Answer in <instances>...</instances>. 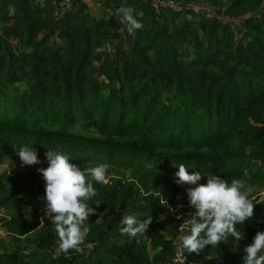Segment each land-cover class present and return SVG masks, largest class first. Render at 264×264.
<instances>
[{
	"label": "trees",
	"instance_id": "1",
	"mask_svg": "<svg viewBox=\"0 0 264 264\" xmlns=\"http://www.w3.org/2000/svg\"><path fill=\"white\" fill-rule=\"evenodd\" d=\"M61 1L44 0V5H38L37 0H0V157H16L20 147L32 146L41 161L26 166L27 175L0 174V207L21 212L30 207L43 209L45 182L36 172L48 167L45 153L60 152L81 167L102 165L99 155L85 157L87 146L116 150V156L136 151L150 152L164 162H203L209 165L207 170L212 165L219 170L228 183L247 170L251 176L247 183L259 180L264 184V173L249 169V158H264V19H247L243 38L234 41L229 27L207 21L193 10L178 14L167 9L163 13L173 22L166 17L161 24L154 20L151 0H108L113 10L122 4L135 10L143 28L129 35L116 15L93 19L82 0H75L76 5L57 20L55 9ZM232 4L230 12L236 13L246 2L232 0ZM205 25L204 39L200 29ZM120 30L127 39L119 35ZM40 34H44L42 39ZM56 36L59 41H53ZM119 36L120 44L129 48L121 46L116 54L99 51L110 38ZM10 40H17L19 46L13 47ZM150 47L154 50L151 58ZM181 47L198 60L197 71L180 61L176 50ZM250 62L254 63L247 67ZM217 65L218 74L211 71ZM17 81H27L28 90L13 87ZM92 129L120 139L84 135ZM129 133L138 134L128 138ZM233 140L242 145L241 152L234 153L233 147L225 145ZM149 175L139 179L142 188L148 194H167L166 185H147ZM94 187L97 196L87 201L89 207L98 212L117 207L123 211L102 224L95 216L89 218L84 245H95L89 257L73 254L68 260H54L47 252L58 240L54 224L49 222L48 228L27 236L34 229L19 214L0 220L13 234L12 242L0 243L5 250L0 253V264H175V248L162 236L165 224L156 223L162 213L160 199L151 194L141 197L123 179L94 183ZM168 201L176 204V194ZM125 212L141 221L151 216L146 237H138L139 243L119 232ZM260 212L254 209L253 217ZM261 214L256 221L236 226L244 240L237 242L229 236L217 248L208 246L198 254L185 250L188 262L244 264L243 248L257 232H264Z\"/></svg>",
	"mask_w": 264,
	"mask_h": 264
},
{
	"label": "clouds",
	"instance_id": "2",
	"mask_svg": "<svg viewBox=\"0 0 264 264\" xmlns=\"http://www.w3.org/2000/svg\"><path fill=\"white\" fill-rule=\"evenodd\" d=\"M134 11L126 4L116 10L120 23L126 25L129 35H134L136 30L143 28V24L135 18ZM13 87L25 92L29 86L27 81H17ZM17 155L21 167L41 163L32 146L20 147ZM45 157L48 167L37 169L45 182L44 215L55 225L59 238L57 253L68 254L70 250L78 249L84 243V237L90 231L87 222L95 209L89 207L87 201L97 196L94 183L104 185L109 182L108 166L86 165L82 171L60 152L48 150ZM9 162L11 164L10 160ZM177 168L174 182L179 186H190L186 189L187 199L189 207L195 210L187 213L188 218L181 224L182 231L187 229L186 234L179 238L181 250L198 254L208 246L217 248L226 243L229 236L234 237L237 242L244 240V234L238 231L236 226L243 225L253 217L254 201L261 204L249 195L251 188L247 182L251 176L248 171L245 170L241 178L232 179L230 184L217 175H208L206 184H198L202 179L200 172L194 171L190 174L183 164ZM5 170L9 175L11 169H8L7 164L0 167V171ZM160 203L169 207V211L175 214L176 209H172L164 197ZM176 218L181 219L180 216ZM151 223V216L141 221L125 212L120 220L119 232L121 235H127L129 239L146 237ZM86 246L92 247L91 244ZM243 252L244 264H264V232H257L252 243L243 248Z\"/></svg>",
	"mask_w": 264,
	"mask_h": 264
},
{
	"label": "rangeland",
	"instance_id": "3",
	"mask_svg": "<svg viewBox=\"0 0 264 264\" xmlns=\"http://www.w3.org/2000/svg\"><path fill=\"white\" fill-rule=\"evenodd\" d=\"M83 3L87 6V13L92 16L93 19L96 21L101 20L102 18H107L109 14L116 15V10H113L112 7H108V3L111 2L108 0H82ZM217 0H193L189 2H176L173 0H151L152 8L155 11L156 17L154 18L155 21L160 22L161 24L166 23V17L168 19V22L172 23L173 20L163 12L168 10L173 11L174 13L182 14L185 12H188L190 10H193L197 15L200 17L205 18L207 21L211 22H218L222 26H226L230 28V31L232 32L234 41H238L243 38L245 30L243 29L244 22L253 17H258L259 19H264L262 17V14L264 13V0H262V3L260 0H241L242 2H246V5H243V8H241L236 13L230 12L231 8H233L232 0H222L221 3H216ZM38 5H44V0H37ZM76 5L75 0H62L55 9V17L57 20H60L63 18L65 11L71 10L72 7ZM78 7V6H77ZM117 18L120 17L116 15ZM143 17V15L140 13L139 18ZM138 18V19H139ZM181 20L175 22V24L180 23ZM123 24V23H121ZM8 25H11L9 23ZM125 25V24H123ZM121 37L127 39L126 32L124 33L123 30H120L119 32ZM201 36H204V39L206 37V25L205 28L202 30L200 29ZM44 34H40V39L43 38ZM53 41H59V37H54ZM166 41V38L162 41L164 43ZM228 41V40H227ZM13 47L19 46V42L17 40H10ZM135 42V39L132 41ZM230 42V41H228ZM160 42H158L159 45ZM172 43V42H170ZM127 44V43H126ZM123 46V44H120V36L119 37H112L108 40V43L105 44L104 48L100 49L104 50L106 49L112 54H116L117 51L120 50V47ZM156 47V46H155ZM224 47V45H223ZM129 48L128 44L127 46H123L122 49ZM157 48V47H156ZM153 47L148 48V57H153L154 50H152ZM116 51V52H115ZM176 52L179 54L178 57L180 61L185 62L186 64H189V68L191 71H197L198 63L195 56L188 53V51L181 47L176 50ZM138 59V58H137ZM223 62L226 60L222 59ZM254 63V62H253ZM252 62L247 65V67H251L253 65ZM96 68L100 66V64H95ZM212 72H215L216 74L219 73L218 65L211 68ZM101 81H104L108 83L109 81L105 77L100 78ZM76 131L78 133L82 132L80 127L76 128ZM86 136H95L97 138H110V139H120V137L108 134L102 131H97L96 129H92L89 132H83ZM138 133H129L128 138H131L132 136L137 135ZM233 144L226 143L225 145H228L229 147H233V150H231L234 153L241 152V146L238 141L233 140ZM224 145V144H223ZM249 148V147H248ZM85 151V157L92 159L94 155H99L98 158L101 160L100 164L107 165V177H108V183L112 184L114 181L118 179H123L125 182H128L129 184H133L134 189H138V192L141 194V197H146L147 195L151 194L155 199H160L164 197L168 205L172 209H176L175 214L173 212L169 211V207L162 206V213H159V217L156 223H164L165 225L161 227L164 231V235H162L165 239V241H170L172 245L175 248V256L177 257L178 254H181L183 259H185L186 264H197L194 261L188 262V258L185 256V250H181L180 248V237L184 234H186L187 229L181 230V224L186 220L187 213L195 211L194 209L189 207V202L187 199V193L186 189L190 186L184 185L179 186L176 184L175 181V173L178 171V166L183 164L191 174L194 171L200 172L202 179L198 182V184H206L208 180V175H217L222 178V174L219 172V170H215L213 168V165L210 166V169L207 170L208 166L207 164L203 162H183L181 159H178L176 162H164L160 157L150 156V152L146 153H140V152H121L122 155L116 156V150H107L103 148H99L97 146H87L86 148H83ZM250 149V148H249ZM204 150V149H203ZM165 151L171 152L173 151L172 148H165ZM206 151V150H205ZM100 152V153H97ZM172 154L174 152H171ZM0 167H3L7 164L8 169L10 171L9 176L13 177L18 173H23L24 175H27L30 171L26 168V166L21 167V161L19 156L11 155L9 157H0ZM250 160V167L251 171H262L264 173V158H249ZM11 161V164L9 162ZM91 161V160H90ZM92 162V161H91ZM76 166H78L82 171L85 168L84 166H80V164L75 163ZM12 167V168H11ZM254 167V168H253ZM8 174V171H0V174ZM38 177L43 180L42 176L39 172H36ZM149 175V183L147 184L149 187L153 188V186L158 187H165L167 186V194H161L156 193L155 191H152L151 193H147L146 189L142 188V184H140V180L143 177L146 178V176ZM223 179V178H222ZM258 181V182H256ZM252 181L248 183V186L251 188L250 197H254L257 200L261 202L255 203L254 209H262L264 212V184L260 182L259 180ZM231 183V182H230ZM229 183V184H230ZM194 187V186H191ZM176 192V193H175ZM173 194H176L177 203L173 206L168 201V198L171 197ZM45 193L41 196V200L44 201ZM145 205V204H144ZM44 209L35 210L34 207H30L26 209L25 211H11L9 207L2 206L0 207V220L8 221L12 218V215H19L21 214L23 219L26 220L32 227L31 232L28 233L27 236L33 235L36 231L42 229V228H48L49 222H52L50 218H47L44 215ZM123 210L119 207L113 209L112 211L105 210L103 212H98L95 210L94 214L90 215L95 216L98 220V223H104V221H107L108 219L116 217V215L120 214ZM260 212L259 214L255 215L248 221H256L257 219H260L262 216ZM179 215L181 219H175L174 216ZM165 218V220H159L160 218ZM88 218V219H89ZM174 219V220H173ZM6 222L0 223V231H2V235L0 234V243L8 244L9 242H12L13 234L10 232V230L4 225ZM4 225V226H3ZM53 226V225H52ZM55 229V225L54 228ZM160 228H156V230L162 231ZM171 233H170V232ZM55 232L57 233L56 229ZM162 233V232H160ZM58 235V234H57ZM26 236V237H27ZM17 238H23L25 236H16ZM85 239V237H84ZM80 245L78 249L70 250L68 254L63 253H57V248L59 245V238L57 240V243L55 246H53L51 249L47 250L48 253H50L54 260L59 259H65L68 260L72 258L71 256L74 254V256H84L89 257L91 253L94 251L95 245L92 244V247L89 248L84 245ZM5 252L3 248H0V253ZM178 253V254H177ZM177 254V255H176ZM154 255V254H153ZM151 254V256H153ZM172 258V262L174 258ZM191 259V258H189ZM174 263V262H173ZM176 264V263H175Z\"/></svg>",
	"mask_w": 264,
	"mask_h": 264
},
{
	"label": "built area",
	"instance_id": "4",
	"mask_svg": "<svg viewBox=\"0 0 264 264\" xmlns=\"http://www.w3.org/2000/svg\"><path fill=\"white\" fill-rule=\"evenodd\" d=\"M177 216H179V215L174 216V218L177 219V218H176ZM181 217H182V216H181ZM173 220H174V219H173ZM177 220H178V219H177ZM0 230H1V229H0ZM0 234H1V235L3 234L2 231H0ZM177 254H178V253H177ZM177 254H176V255H177ZM175 257H176V256H175ZM173 262L176 263V264H186V261H185V259H183V257H182L181 254H178L177 257L174 258Z\"/></svg>",
	"mask_w": 264,
	"mask_h": 264
}]
</instances>
